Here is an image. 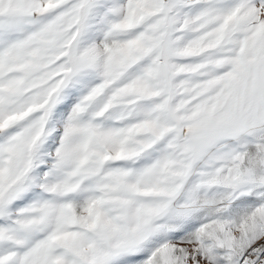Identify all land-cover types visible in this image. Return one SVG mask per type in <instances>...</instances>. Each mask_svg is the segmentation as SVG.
<instances>
[{
  "label": "snow or ice",
  "instance_id": "snow-or-ice-1",
  "mask_svg": "<svg viewBox=\"0 0 264 264\" xmlns=\"http://www.w3.org/2000/svg\"><path fill=\"white\" fill-rule=\"evenodd\" d=\"M0 264H264V0H0Z\"/></svg>",
  "mask_w": 264,
  "mask_h": 264
}]
</instances>
